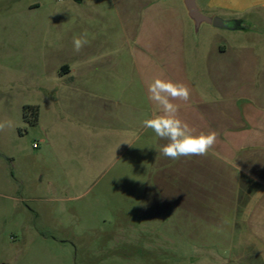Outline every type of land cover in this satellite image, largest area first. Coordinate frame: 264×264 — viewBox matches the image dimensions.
<instances>
[{"label": "crops", "instance_id": "crops-1", "mask_svg": "<svg viewBox=\"0 0 264 264\" xmlns=\"http://www.w3.org/2000/svg\"><path fill=\"white\" fill-rule=\"evenodd\" d=\"M115 3L122 33H96L73 67L59 70L72 78L90 162L97 151L111 157L136 145L140 165L150 152L144 195L168 206L175 247L197 249L189 258L210 264H264V52L252 39L261 38L257 20L242 18L264 21V0H206L210 12L239 22L231 40L213 27L195 35L178 0ZM156 77L189 87V101L174 103L197 134L217 133L207 156L161 154L168 141L143 126L155 110L147 85Z\"/></svg>", "mask_w": 264, "mask_h": 264}, {"label": "rangeland", "instance_id": "rangeland-1", "mask_svg": "<svg viewBox=\"0 0 264 264\" xmlns=\"http://www.w3.org/2000/svg\"><path fill=\"white\" fill-rule=\"evenodd\" d=\"M242 18L257 20L264 52V21ZM96 33H122L115 0H0V122L14 125L0 131V264H210L171 243L168 206L144 195L150 152L140 165L136 145L90 162L72 78L59 70L73 67L74 37L85 47ZM33 105L35 125L23 116Z\"/></svg>", "mask_w": 264, "mask_h": 264}, {"label": "clouds", "instance_id": "clouds-1", "mask_svg": "<svg viewBox=\"0 0 264 264\" xmlns=\"http://www.w3.org/2000/svg\"><path fill=\"white\" fill-rule=\"evenodd\" d=\"M88 41L83 37H74L73 49L79 52ZM148 99L155 106L152 118L145 119L143 126L151 129L157 137L168 143L160 149L169 159L182 157L207 156L217 142V133H196L188 123L178 115L179 106L174 101L188 102L190 89L183 83L173 82L162 77L154 78L147 85ZM11 120L0 122V131L13 127Z\"/></svg>", "mask_w": 264, "mask_h": 264}, {"label": "water", "instance_id": "water-1", "mask_svg": "<svg viewBox=\"0 0 264 264\" xmlns=\"http://www.w3.org/2000/svg\"><path fill=\"white\" fill-rule=\"evenodd\" d=\"M80 1V0H74ZM187 17L193 24L195 35L203 25L211 26L216 29L235 30L239 27L237 21H225L219 17L208 15L198 5L197 0H181Z\"/></svg>", "mask_w": 264, "mask_h": 264}, {"label": "trees", "instance_id": "trees-1", "mask_svg": "<svg viewBox=\"0 0 264 264\" xmlns=\"http://www.w3.org/2000/svg\"><path fill=\"white\" fill-rule=\"evenodd\" d=\"M40 109L38 105L25 106L23 108L24 118L32 125H35L38 121Z\"/></svg>", "mask_w": 264, "mask_h": 264}]
</instances>
